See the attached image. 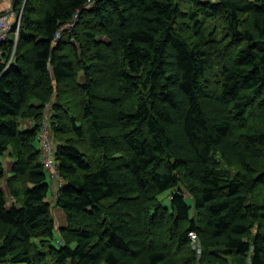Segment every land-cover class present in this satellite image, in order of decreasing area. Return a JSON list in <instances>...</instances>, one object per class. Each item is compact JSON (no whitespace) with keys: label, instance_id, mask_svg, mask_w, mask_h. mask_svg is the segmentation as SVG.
<instances>
[{"label":"trees","instance_id":"obj_1","mask_svg":"<svg viewBox=\"0 0 264 264\" xmlns=\"http://www.w3.org/2000/svg\"><path fill=\"white\" fill-rule=\"evenodd\" d=\"M14 2L0 264H264V0Z\"/></svg>","mask_w":264,"mask_h":264},{"label":"built area","instance_id":"obj_2","mask_svg":"<svg viewBox=\"0 0 264 264\" xmlns=\"http://www.w3.org/2000/svg\"><path fill=\"white\" fill-rule=\"evenodd\" d=\"M20 15L21 12L15 13H2L0 14V56L2 54L1 43H3L8 35L14 33V43L16 42L19 27H20ZM73 24V21H69L63 24L58 31L55 33V38L59 37L60 30L62 28H69ZM14 49L10 55L9 61L13 57ZM38 143L40 149V160L43 168L51 181H56L58 178V171L56 169V164L54 161V143L52 136L46 121H42L39 131H38ZM191 239L194 241L195 236L190 233ZM199 250V249H198Z\"/></svg>","mask_w":264,"mask_h":264},{"label":"rangeland","instance_id":"obj_3","mask_svg":"<svg viewBox=\"0 0 264 264\" xmlns=\"http://www.w3.org/2000/svg\"><path fill=\"white\" fill-rule=\"evenodd\" d=\"M177 3L179 4L180 8L182 10H185L186 9V0H176ZM207 23L211 24V26L215 27L217 29V31L215 32V35L214 37L216 39H220L221 38V27L219 26L220 25V21L218 20H215V21H208ZM263 44H264V40L261 41ZM256 43H259L258 41H256ZM24 124V123H23ZM31 124H29V121H27V128L29 126H31ZM5 167L8 169V163L7 161H5ZM47 180L49 181L50 183V189H49V193H48V199L51 201V203L53 204V214H54V217H55V221H56V227H60V226H63L64 223H65V215L63 213V211L58 207V206H55L54 205V191L56 189L57 186H60L61 184V181L59 180H56V181H51L49 179V177H47ZM168 194H169V191H165L163 193H161L159 196H158V199L160 200V202L164 205V206H169V197H168ZM188 200V203L191 204V201L190 199H187ZM157 235H159L158 232H156ZM55 235H57V233L55 232ZM8 264H25V263H8Z\"/></svg>","mask_w":264,"mask_h":264},{"label":"crops","instance_id":"obj_4","mask_svg":"<svg viewBox=\"0 0 264 264\" xmlns=\"http://www.w3.org/2000/svg\"><path fill=\"white\" fill-rule=\"evenodd\" d=\"M11 7V0H0V13L7 12ZM27 121H29V124L33 123L31 119L24 120L21 122L20 127L27 128ZM24 123V124H23ZM65 224V223H64Z\"/></svg>","mask_w":264,"mask_h":264},{"label":"water","instance_id":"obj_5","mask_svg":"<svg viewBox=\"0 0 264 264\" xmlns=\"http://www.w3.org/2000/svg\"><path fill=\"white\" fill-rule=\"evenodd\" d=\"M14 5H15L14 0H11V7H10V9L7 11V13H11V12L13 11V9H14Z\"/></svg>","mask_w":264,"mask_h":264},{"label":"clouds","instance_id":"obj_6","mask_svg":"<svg viewBox=\"0 0 264 264\" xmlns=\"http://www.w3.org/2000/svg\"><path fill=\"white\" fill-rule=\"evenodd\" d=\"M13 11H14V9H13ZM54 143V142H53ZM38 146H39V143H38Z\"/></svg>","mask_w":264,"mask_h":264}]
</instances>
